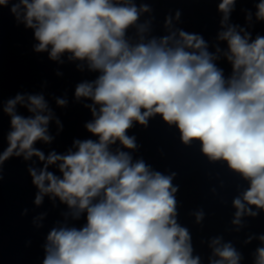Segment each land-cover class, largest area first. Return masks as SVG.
I'll list each match as a JSON object with an SVG mask.
<instances>
[{"label":"clouds","instance_id":"obj_1","mask_svg":"<svg viewBox=\"0 0 264 264\" xmlns=\"http://www.w3.org/2000/svg\"><path fill=\"white\" fill-rule=\"evenodd\" d=\"M234 2L222 0L218 6L224 13L222 26ZM9 5L17 22L34 29L39 41L35 51L50 47L52 60L70 53V59L86 61L90 70L100 73L75 89L77 100L91 99L99 106L98 111L92 107L94 119L85 125L98 142L75 141V153L51 152L39 174L29 169L39 190L37 205L50 195L66 203L75 218L86 212L87 223L81 229H52L43 264H201L200 257L193 256L188 229L176 221L175 173L165 176L151 171L142 159L133 163L128 152L109 150L117 141L135 150V137L127 131L134 122L147 128L156 115L176 126L184 145L199 141L210 161H225L249 181L242 199L233 200V224L239 225L244 214L258 215L245 204L264 210V37L250 43V34L235 26L219 33L232 65V76L226 80L213 63L217 57L197 34L179 30V39L172 33L145 43L141 36V42L130 44L127 29L136 25L141 12L149 11L147 6L138 10L131 0H0V7ZM257 8V19L264 20V0ZM170 24L169 18L166 25ZM144 31L146 27L139 26V32ZM17 104L24 105L23 96L9 100L4 108L12 131L0 164L22 154L25 160L36 156L43 162L45 155L33 145L51 142L47 125L52 113L42 95L28 96L24 106L32 116L16 114ZM45 111L48 115L41 114ZM57 162L62 179L47 171ZM202 218L198 213L197 222ZM259 239L264 242V235ZM212 247L219 259L210 264H240L241 254L231 243L221 244L216 238ZM255 264H264V247L257 249Z\"/></svg>","mask_w":264,"mask_h":264}]
</instances>
